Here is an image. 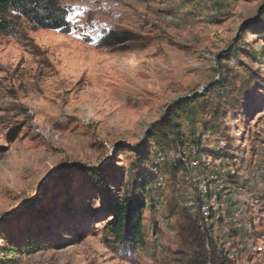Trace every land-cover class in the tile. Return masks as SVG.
<instances>
[{
	"label": "rangeland",
	"instance_id": "374dc122",
	"mask_svg": "<svg viewBox=\"0 0 264 264\" xmlns=\"http://www.w3.org/2000/svg\"><path fill=\"white\" fill-rule=\"evenodd\" d=\"M61 2L69 33L21 17L15 34L0 32V264H183L179 224L214 195L206 248L212 240L233 264H264V184L252 179L264 165V62L248 51L264 48V0ZM121 30L133 36L125 47H99ZM220 65L232 82L207 94ZM194 94H204L194 114H177L183 144L148 140L165 109ZM174 158L185 172L169 173ZM144 174L161 176L142 242L114 248L103 239L106 202ZM238 210L242 226H231Z\"/></svg>",
	"mask_w": 264,
	"mask_h": 264
},
{
	"label": "trees",
	"instance_id": "16d2710c",
	"mask_svg": "<svg viewBox=\"0 0 264 264\" xmlns=\"http://www.w3.org/2000/svg\"><path fill=\"white\" fill-rule=\"evenodd\" d=\"M69 8L62 4L61 0H0V32L4 34H15L17 32L16 17L24 18L33 29H48L57 30L61 33H69L73 30L70 21L68 20ZM264 20V9H262L257 17ZM263 29L259 31L264 36V21L262 23ZM257 24L250 23L247 28L255 29ZM133 39L130 32L109 31L98 39L99 47L118 48L125 47L126 44ZM236 47H232L228 55H234ZM253 59H259L260 63L264 62V48L262 51L248 50ZM219 64V62H218ZM219 75L218 81L211 88L207 90V94L211 91H222L225 86H228L233 79L234 70L223 68L219 66L217 71ZM204 94H194L178 101L170 109L166 108L165 116L163 117L162 125H156L148 134V140H152L159 144L160 149L165 147H180L183 142L181 140L180 124L178 120V113L191 112L194 114L195 108H191L196 103L204 101ZM205 111L204 107L201 108ZM218 110L213 111V116H216ZM161 128V130H158ZM205 125V130H207ZM161 131V133H160ZM177 142V143H176ZM175 147V148H176ZM136 157L139 158L142 152L137 149ZM165 166L169 167V173L177 174L178 172H185L186 167L183 161L179 158H174L170 161L163 162ZM96 175H99L97 172ZM142 176L134 177L132 182L125 185L124 193L118 200L109 197L105 209L110 213L109 218L102 226L104 233V241L111 244L114 248L135 246L142 242L143 226H142V211L147 205L153 208L154 197L150 194V189L158 181V177ZM97 184H101L102 180L98 178ZM210 199L206 196L204 201L198 203V213H186L184 222L179 224L178 235L183 246L190 249V253L181 252L177 261L183 264H233L227 258V254L218 247L212 240L209 241V249L206 247V237L202 232L205 227V222L202 214H207V218L211 221L216 218L213 210L215 206L207 204L206 212L201 211V206ZM170 216H175L177 213L169 210ZM200 218H199V216ZM219 216L217 217V219ZM198 221L200 224L198 225ZM211 234L210 231H207ZM213 232V230H212ZM32 247V246H31ZM28 247V249H32ZM12 249V248H11ZM13 250V249H12Z\"/></svg>",
	"mask_w": 264,
	"mask_h": 264
},
{
	"label": "bare ground",
	"instance_id": "6f19581e",
	"mask_svg": "<svg viewBox=\"0 0 264 264\" xmlns=\"http://www.w3.org/2000/svg\"><path fill=\"white\" fill-rule=\"evenodd\" d=\"M252 172H253L252 173V179H253L254 183H256V185H257L258 188L262 187V184H264V172L261 173V175L259 177V181H258V172H257V169L255 168L254 171H252ZM212 197L215 198L216 196L215 195L214 196H211V198L209 199V203H210ZM206 209H207V204L206 203H203L202 206H201V211L202 212H206ZM217 217H218V215L216 216V218ZM236 217H239V219H238V226H236V227H241L242 226V219H241V212L239 210L234 214V217H233V223H234V225H236ZM213 233H215L214 230H213Z\"/></svg>",
	"mask_w": 264,
	"mask_h": 264
},
{
	"label": "built area",
	"instance_id": "2783aa9c",
	"mask_svg": "<svg viewBox=\"0 0 264 264\" xmlns=\"http://www.w3.org/2000/svg\"><path fill=\"white\" fill-rule=\"evenodd\" d=\"M256 169H257V172H258V181H259V177H260L261 173L264 172V165L263 164L256 165ZM190 202L191 201H189V203ZM195 212H197L199 214V211H195ZM238 219H239V217H236V225H231V226H238ZM225 224H226V230L228 232L230 225H228V222H225Z\"/></svg>",
	"mask_w": 264,
	"mask_h": 264
}]
</instances>
